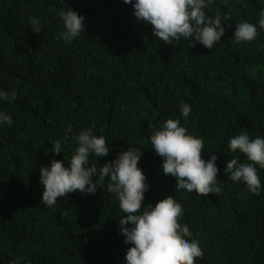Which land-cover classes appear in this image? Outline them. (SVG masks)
Masks as SVG:
<instances>
[{"label":"trees","instance_id":"obj_1","mask_svg":"<svg viewBox=\"0 0 264 264\" xmlns=\"http://www.w3.org/2000/svg\"><path fill=\"white\" fill-rule=\"evenodd\" d=\"M70 7L86 29L69 43L57 39V13ZM262 7L264 0H215L206 14L229 19L222 41L208 49L183 37L159 41L124 0H0V90L16 92L14 101H0L14 121L0 126V264H125L131 245L118 223L125 214L107 192V178L94 195L76 191L51 208L41 203L40 168L67 162L74 137L87 128L110 143L108 156L90 158L97 166L129 146L141 148L138 167L150 185L144 205L168 195L181 202L179 222L203 251L196 264H264V192L252 194L224 172L233 157L247 162L228 150L230 137L242 130L264 137ZM242 20L257 24L251 42L233 38ZM181 103L191 106L187 120ZM169 118L204 141L202 159L218 157L219 194L176 192L175 179L162 173L149 137ZM57 139L58 155L51 152ZM257 168L264 188V169Z\"/></svg>","mask_w":264,"mask_h":264},{"label":"clouds","instance_id":"obj_2","mask_svg":"<svg viewBox=\"0 0 264 264\" xmlns=\"http://www.w3.org/2000/svg\"><path fill=\"white\" fill-rule=\"evenodd\" d=\"M214 2L124 0L125 4L132 5L137 20L152 26L153 35L159 41L173 44L183 37L190 39L191 44L198 41L208 49H213L222 41L225 36L222 21L229 19L219 14L215 17L206 14V9ZM57 15L63 25L57 39L70 43L86 29L84 16L71 7L60 9ZM258 16L259 29L264 30V7L260 8ZM29 25L34 31L41 32L38 19L29 17ZM258 34L257 24L242 20L238 21L233 38L236 43L251 42ZM15 99V90H0V101L12 102ZM180 113L187 120L191 106L181 103ZM5 123L11 127L13 118L0 110V126ZM71 131V126L65 130V142L70 138ZM74 139L77 146L67 162L53 159L50 165L40 168V183L44 188L41 203L45 207L55 206L58 198L76 191L94 195L98 186L103 188L107 178V192L117 196L120 212L125 214L118 221L124 242L131 245L125 254V264H196L197 258L203 257L199 240L193 237L187 225L182 226L179 222L183 206L176 197L168 195L154 206L144 205L145 193L150 185L145 172L138 167L143 155L141 148L129 146L114 160L97 166L90 163V158L108 156L110 143L105 137L94 135L92 129L87 128ZM149 140L154 154L162 157V173L175 179L176 192L186 190L189 194L202 196L220 193L218 157L210 155L209 159H202L204 141L189 134L179 119L169 118L162 122L159 129L151 133ZM228 150L244 154L247 162H239L235 157L228 160L224 169L227 179L242 182L250 193L261 195L264 188L257 166L264 169V137L252 138L242 130L229 138ZM51 152L57 155L63 152L61 140L57 139L52 144Z\"/></svg>","mask_w":264,"mask_h":264}]
</instances>
